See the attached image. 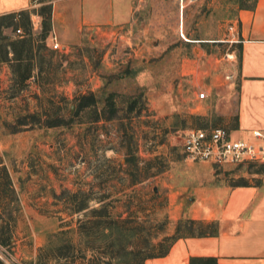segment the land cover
Here are the masks:
<instances>
[{
  "label": "rangeland",
  "instance_id": "obj_1",
  "mask_svg": "<svg viewBox=\"0 0 264 264\" xmlns=\"http://www.w3.org/2000/svg\"><path fill=\"white\" fill-rule=\"evenodd\" d=\"M252 1L134 0L128 21L83 25L80 41L64 50L51 48V26L41 40V16L32 32L45 53L36 87L26 79L18 88L10 67L0 68L4 264H139L169 243L197 189L264 184L261 164L188 160L182 145L189 127L234 123L239 60L227 25ZM2 33L17 35L12 26ZM89 91L100 102L109 91L122 94L120 106L128 95L139 97L140 110H121L112 120L90 122L83 112L69 124L42 123L56 110L66 118L72 98ZM199 91L206 95L196 98ZM28 112H38L40 123ZM132 154L139 166L152 167L129 174ZM82 198L87 207L78 210ZM102 205L107 214L98 216L92 209ZM98 219L111 227L100 228ZM131 248L135 257L125 254Z\"/></svg>",
  "mask_w": 264,
  "mask_h": 264
},
{
  "label": "crops",
  "instance_id": "obj_2",
  "mask_svg": "<svg viewBox=\"0 0 264 264\" xmlns=\"http://www.w3.org/2000/svg\"><path fill=\"white\" fill-rule=\"evenodd\" d=\"M103 1L48 0L46 3L51 4L48 39L54 34L61 45L67 47L80 41L83 25L86 28L96 23L115 25L131 18L134 0H106L105 5ZM40 3L43 2L0 0V16L30 10L35 32L40 28L41 15L31 9H39ZM232 20L237 22L241 41L234 42L239 61L236 119L230 128L246 136L251 129L264 128V0H256L253 7L239 6ZM40 52L33 46L27 58L22 55V63L27 62L31 71L27 78L30 86L35 85V76L43 69L39 56L45 53ZM11 54L9 51L8 55ZM0 68L9 70L3 60H0ZM191 198L195 202L187 216L216 219L217 232L180 236L171 243L166 254L147 257L143 264H189L191 256H214L219 264H264V184L204 187L197 189Z\"/></svg>",
  "mask_w": 264,
  "mask_h": 264
},
{
  "label": "trees",
  "instance_id": "obj_3",
  "mask_svg": "<svg viewBox=\"0 0 264 264\" xmlns=\"http://www.w3.org/2000/svg\"><path fill=\"white\" fill-rule=\"evenodd\" d=\"M256 0H253L249 5H240V7H253ZM32 11H37L42 16V34L41 40L46 36L48 31L50 30V21H51V4L43 3L39 9H31ZM4 26H12L13 30L20 26L23 29V34H17L15 37H9L6 34L2 33V28ZM32 25L30 20V10L21 9L16 12H9L0 16V60L6 61L10 67L13 81L15 86L19 88L20 85L24 83V81L31 76V71L29 69V65L27 62L22 63V55L28 57L29 52L34 46L37 49L35 41L36 39L33 37ZM39 48V47H38ZM11 51L12 54L9 56L8 52ZM16 59V61H15ZM118 97L123 98L124 95L119 94L114 91L107 92L101 102L97 97L95 92L89 91L86 93H81L79 95H75L72 98V102L75 104V109L72 113H68V116L65 118L63 115L59 114V110L54 111L52 114L45 113L44 124L48 126H54L59 124H69L72 122V119L75 115L82 114L86 112L88 114V120L90 122H95L98 120H112L116 118H121L122 116L119 114L121 110H124L126 114H129L132 111L136 113L140 110V99L136 96L128 95L126 99H123L125 102L124 106H120L118 103ZM65 100V99H64ZM100 102V103H99ZM60 109V107L58 106ZM28 116L32 118L31 122L40 123V117L38 112H28ZM129 116V115H125ZM236 119V116H235ZM21 123H25L24 120ZM127 161L130 162L131 166L128 169L129 174L136 173L137 170H148L152 165L146 162L144 165L139 166L138 161L132 154L130 158H126ZM131 160V161H130ZM264 170V165L261 164ZM145 176L148 173L144 174ZM136 183L135 179H130L129 184L133 185ZM236 185H248L246 182H239ZM76 193L73 194L75 196ZM86 201L82 198L77 205V209L81 210L87 207L85 204ZM105 205H102L100 208H93L92 211L98 216H102V214H107ZM104 211V212H102ZM98 219L95 223L102 228H110V223H103ZM218 230V221L216 219H200V218H192V217H181L177 220L174 233L166 236V239H170L169 243L163 247L159 252L155 254H147L145 255L139 264H143V260L147 257L160 256L164 255L168 252L171 243L178 237L184 235H208L214 234ZM103 232V231H102ZM122 234V233H120ZM138 252L134 249H128L125 251L126 255L131 257H135ZM102 256V255H101ZM128 261H125V264H130ZM0 264H4V262L0 259ZM114 264V263H111ZM189 264H219L217 258L214 256H191L189 260Z\"/></svg>",
  "mask_w": 264,
  "mask_h": 264
},
{
  "label": "built area",
  "instance_id": "obj_4",
  "mask_svg": "<svg viewBox=\"0 0 264 264\" xmlns=\"http://www.w3.org/2000/svg\"><path fill=\"white\" fill-rule=\"evenodd\" d=\"M33 25V24H32ZM230 42H239L237 22L230 20L227 25ZM14 33L23 34L17 26ZM53 49H63L57 37H50ZM206 95L205 91L195 94L196 98ZM234 130L227 126L189 127L182 138L183 153L188 160L209 161L216 164L253 162L264 165V128L251 129L249 134L233 136Z\"/></svg>",
  "mask_w": 264,
  "mask_h": 264
}]
</instances>
